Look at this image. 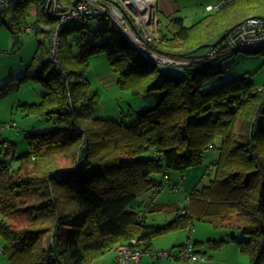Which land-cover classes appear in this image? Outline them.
I'll use <instances>...</instances> for the list:
<instances>
[{
  "label": "trees",
  "instance_id": "trees-1",
  "mask_svg": "<svg viewBox=\"0 0 264 264\" xmlns=\"http://www.w3.org/2000/svg\"><path fill=\"white\" fill-rule=\"evenodd\" d=\"M61 1L68 9L75 0ZM45 2L16 0L8 20L1 17L12 33L30 27L44 34L30 66L45 92L40 101L20 105L26 115L53 122L51 128L25 130L29 150L24 154L6 138L9 155L19 163L13 167L9 155L0 162V237L8 264H93L132 240L143 253L150 252L156 237L197 222L236 229L231 240L241 253L251 264H264V84L257 86L248 74L223 80L224 71L214 66L237 49L214 58L196 54L247 17H263L264 0H230L189 24L183 16H171L165 29L159 19L158 37L150 46L196 58L176 66L179 73L141 54L107 15L62 29L59 67L45 57L57 23ZM32 6L34 21L28 17ZM98 53L107 54L121 90L141 96L160 90L156 104L132 120L125 112L121 120L97 115L101 95L88 72L90 58ZM209 149L218 150L209 165L214 170L209 184L195 188L184 206L155 203L170 171L184 176ZM147 194L144 207L137 209L135 202ZM153 212L173 217L149 223ZM228 241L207 243L216 250ZM181 248L207 257L189 244Z\"/></svg>",
  "mask_w": 264,
  "mask_h": 264
},
{
  "label": "rangeland",
  "instance_id": "rangeland-1",
  "mask_svg": "<svg viewBox=\"0 0 264 264\" xmlns=\"http://www.w3.org/2000/svg\"><path fill=\"white\" fill-rule=\"evenodd\" d=\"M185 2H187L188 7L182 15L185 17L186 23L189 24L192 22L189 17L192 12V5L190 3L203 7L202 10H197L198 7H196L195 12H204V7L206 5H200V0H185ZM15 4L16 0L7 3L6 9L8 10V14L2 19L8 20L9 12H11ZM30 11L31 9H29L28 14H30ZM159 16L161 21L159 26L165 29L168 23L167 17L162 14H159ZM32 18L33 17L29 18V20H32ZM2 19L0 18V123L16 122V127H6L2 133L5 138L15 143L16 150L19 154H24L29 150L28 140L25 137V130L47 129L53 126V122L48 119L36 115H26L20 105L24 102L32 103L40 101L42 94L45 92L43 84L33 77L32 66H30L41 33L36 34V36L34 32H27L25 30L12 33L2 22ZM91 24L95 26L96 21H91ZM206 50V47H201L197 50L196 54H205ZM45 57L47 59L50 55L47 54ZM163 66L172 72L179 73L182 71L180 67ZM214 67L224 71L223 80H229L240 74H248L255 84L260 87L264 84V48L263 50L253 52H247L245 50L237 51L236 54L219 61ZM109 73L112 75H108ZM25 75H27V77L22 80ZM113 76H117V74L111 70L106 53H98L90 58L88 77L92 87L99 90L101 95L100 103L95 111L99 116L109 117L111 112L117 111L114 113V118L121 120L125 112V115L130 114L127 115V120H132L137 117L139 110L145 108V106L150 107L155 105L157 99L161 96L160 90H155L153 94L146 96L134 95L131 92L121 90L118 88L116 81L113 83ZM216 143L220 144L219 138ZM217 154V149L207 150L203 162L189 168L185 176L181 175L177 170H171L169 173L172 177L171 179L177 182L178 186L173 188V183L169 185L168 179L164 178L165 187L157 196L160 197L161 195L160 201L164 202L162 199H167L169 203H185L188 199V195L195 189L197 184H199L200 187L209 184L210 180L214 177V170L209 168V165L214 161V158L217 157ZM3 157L5 158V156ZM7 159L13 167L18 166V161H13L10 155ZM183 181H185V186L182 184ZM200 182L203 183L200 185ZM165 215V212L152 213L148 217L149 223H165L170 219L163 218ZM154 217H156V219ZM195 224L204 225V222H197ZM216 229H219L221 232L228 231L227 228ZM161 236L162 238H159L161 239L159 241L164 242L166 237H163V235ZM50 238L51 237L45 239L44 243L47 247L50 246ZM2 246L3 240L0 237V264H8L7 256L1 250ZM174 248L178 251L181 250V246L179 245ZM143 254L145 255L148 253ZM144 259L145 258L142 259L143 262ZM158 261L159 260L156 261L157 264ZM245 261L246 264H251L248 255L245 256ZM93 264H99V260Z\"/></svg>",
  "mask_w": 264,
  "mask_h": 264
},
{
  "label": "built area",
  "instance_id": "built-area-1",
  "mask_svg": "<svg viewBox=\"0 0 264 264\" xmlns=\"http://www.w3.org/2000/svg\"><path fill=\"white\" fill-rule=\"evenodd\" d=\"M12 0H0V12ZM47 11L57 18V23L50 38L48 51L51 60L59 67V34L70 22L93 18L98 15H107L119 28L126 40L135 47L145 57L168 66L189 65L196 58L175 57L150 46L154 38L158 37L159 17L156 12L154 2L151 1L152 11L150 12L146 0L141 3H132L131 0H120L121 5L107 0H79L76 5L66 8L61 0H45ZM230 0H221L216 5H210L208 10L221 7ZM1 18V13H0ZM264 48V17L250 16L239 22L228 31L226 38L213 46H210L206 53L198 57L214 58L223 55L230 50L263 49ZM63 70V69H62ZM15 121L10 123H0V162L6 159L10 153V142L3 136L6 127H16ZM19 132V131H17ZM27 134V132H25ZM5 156V158L3 157ZM154 204V199L147 202L145 213ZM135 240L132 244L128 242L120 243L115 247L116 259L113 264H141L143 252L135 247ZM3 248L1 247V250ZM182 256L185 259L205 260L207 257L193 254L190 249L181 248ZM153 256L167 257L172 255V251L158 250L152 252Z\"/></svg>",
  "mask_w": 264,
  "mask_h": 264
},
{
  "label": "crops",
  "instance_id": "crops-1",
  "mask_svg": "<svg viewBox=\"0 0 264 264\" xmlns=\"http://www.w3.org/2000/svg\"><path fill=\"white\" fill-rule=\"evenodd\" d=\"M151 1L154 2V6H155L157 14L159 13V14L165 15L167 17V20H169V17H171V16H183L182 13L184 11H186L187 10L186 8L188 7L187 2H185V0H151ZM220 1L221 0H200V5H202V6L204 4L206 5L204 7V12H197V11L195 12L196 7H198L197 10H202L203 7H201V6L199 7L197 5L190 3L192 5V9H191L192 12L189 16L191 21L194 22L195 20H197L198 18H200L201 16L206 14L209 11L208 9H206L208 6L216 5ZM138 3H141L140 0L138 1ZM30 9H31V11H30L31 15L29 14L28 17L29 18L33 17L32 20H30V21H34L36 19V7L32 6ZM11 13H12V10H11V12H9V17L11 15ZM7 14H8V10L6 9V6H5L1 12V17L3 18ZM159 14H158V17H160ZM192 22H190V23H192ZM42 28L47 29V25L43 24ZM27 32H34L35 36L37 34L36 31L34 29H31L30 27L28 28ZM43 38H44V34L41 33L40 40H43ZM108 75L111 76L112 74L109 73ZM114 81H117V76H113V83H114ZM116 112L117 111L111 112L109 117H113L114 113H116ZM171 178L172 177L170 175V179H169L170 181L168 182V184L173 183V188H176V186H178V183L174 182ZM203 180H204V178H203ZM202 183L203 182H200V185ZM182 184L185 186V181H183ZM197 187H200L199 184H197L195 186V188H197ZM149 196H150V194H147L146 196L137 200V202H135L136 208L140 209L141 207H144L143 202ZM160 197H161V195H160ZM160 197H156L155 203H160V204L169 203L167 201V199H162V201H164V202H161ZM188 197H189V195H188ZM187 201H188V199H187ZM187 201L185 203L179 202L178 204H180L181 206H184L187 204ZM170 203H174V202H170ZM153 213H155V212H153ZM151 214L152 213H150V215ZM172 217H173L172 214L166 213L165 217H163V218H165V219L170 218L171 219ZM154 218L156 219V217H154ZM161 224H163V223L161 222ZM234 230H235V232H237L236 229H234ZM234 230L228 229L227 232H221V231H219V229H216L211 223L204 222V225L194 224L192 226V228H185V229H181V230L171 231L167 234H164L165 236L163 235V237H166V240H164V242L159 241V240H161L159 238H162V236H160V237L158 236V238L156 237L154 239L153 250L150 252H144V253H148V254L142 255V259L143 258H145V259H144V262L141 259V264H157L156 263L157 260H159L158 264H246L245 263L246 262L245 261L246 255L241 253L237 243L231 240V235H232ZM188 231H190V232H188ZM219 235H221V236H219ZM209 239H226L229 241L227 243H225L222 246V248L213 250V249L209 248V246H208L207 240H209ZM197 241H202V242H199L198 244L195 245V242H197ZM183 244H189V246H191L194 249V251H197L200 254L206 255L207 259H205V260L185 259L182 256L183 251L182 250L178 251L174 248L178 245L181 246ZM167 249L169 251H172L171 256H167V257H157L156 256L155 257L152 254L153 251L167 250ZM115 259H116V251L114 248V249L106 252L99 259V264H113ZM129 264H134V263L130 262Z\"/></svg>",
  "mask_w": 264,
  "mask_h": 264
},
{
  "label": "water",
  "instance_id": "water-1",
  "mask_svg": "<svg viewBox=\"0 0 264 264\" xmlns=\"http://www.w3.org/2000/svg\"><path fill=\"white\" fill-rule=\"evenodd\" d=\"M78 2H79V0H75L74 3H73V5H76ZM227 34H228V32L224 33V34L218 39L217 42H215V43L205 44V45H203L202 47L213 46V45H215V44H217V43L223 41V40L226 38Z\"/></svg>",
  "mask_w": 264,
  "mask_h": 264
},
{
  "label": "bare ground",
  "instance_id": "bare-ground-1",
  "mask_svg": "<svg viewBox=\"0 0 264 264\" xmlns=\"http://www.w3.org/2000/svg\"><path fill=\"white\" fill-rule=\"evenodd\" d=\"M138 1L139 0H131V2L132 3H137L138 4ZM142 0H140V2H141ZM146 2H147V6H149V8H150V12L152 11V7H151V0H146Z\"/></svg>",
  "mask_w": 264,
  "mask_h": 264
}]
</instances>
